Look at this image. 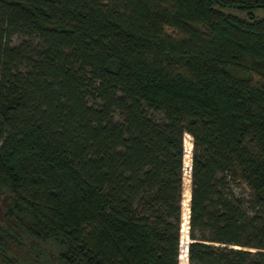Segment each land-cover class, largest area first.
I'll list each match as a JSON object with an SVG mask.
<instances>
[{
    "label": "trees",
    "instance_id": "16d2710c",
    "mask_svg": "<svg viewBox=\"0 0 264 264\" xmlns=\"http://www.w3.org/2000/svg\"><path fill=\"white\" fill-rule=\"evenodd\" d=\"M181 261L264 264V0H0V264Z\"/></svg>",
    "mask_w": 264,
    "mask_h": 264
},
{
    "label": "rangeland",
    "instance_id": "374dc122",
    "mask_svg": "<svg viewBox=\"0 0 264 264\" xmlns=\"http://www.w3.org/2000/svg\"><path fill=\"white\" fill-rule=\"evenodd\" d=\"M255 13H257V14H260V11H255ZM190 141V140H189ZM190 147H191V142H190ZM190 151V150H189ZM189 179V178H188ZM190 182H188V184H189ZM189 186V185H188ZM183 198V197H182ZM183 200V199H182ZM188 202L186 203V205L184 204V205H182L181 204V206H182V221H184V219H185V217L187 216V208H188ZM186 220H187V218H186ZM185 220V221H186ZM186 226V225H185ZM180 232H181V230H180ZM182 233V235H183V237H185V232L183 233V232H181ZM181 250V249H180ZM181 264H186V261H181Z\"/></svg>",
    "mask_w": 264,
    "mask_h": 264
},
{
    "label": "water",
    "instance_id": "95a60500",
    "mask_svg": "<svg viewBox=\"0 0 264 264\" xmlns=\"http://www.w3.org/2000/svg\"><path fill=\"white\" fill-rule=\"evenodd\" d=\"M188 169H189V167H188ZM188 199H189V197H188ZM187 212H188V208H187ZM187 217H188V214H187ZM186 222H187V220H186ZM185 227L187 228V224H186ZM185 231H186V230H185ZM184 250H185V260H186V246L184 247Z\"/></svg>",
    "mask_w": 264,
    "mask_h": 264
},
{
    "label": "bare ground",
    "instance_id": "6f19581e",
    "mask_svg": "<svg viewBox=\"0 0 264 264\" xmlns=\"http://www.w3.org/2000/svg\"><path fill=\"white\" fill-rule=\"evenodd\" d=\"M187 226H188V224H187Z\"/></svg>",
    "mask_w": 264,
    "mask_h": 264
}]
</instances>
